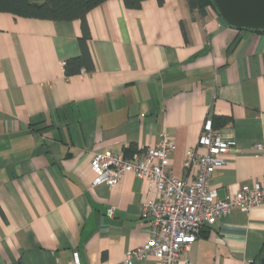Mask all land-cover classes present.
Wrapping results in <instances>:
<instances>
[{
  "label": "crops",
  "instance_id": "crops-1",
  "mask_svg": "<svg viewBox=\"0 0 264 264\" xmlns=\"http://www.w3.org/2000/svg\"><path fill=\"white\" fill-rule=\"evenodd\" d=\"M87 22L95 69L67 77L80 19L0 12V264H75V253L81 264H157L126 262L149 239L141 207L156 193L134 172L95 183V153L142 151L167 133L170 170L192 182L187 152L207 120L229 116L218 131L233 149L211 184L225 198L264 176V32L187 0H106ZM263 251L264 202L205 226L180 264H252Z\"/></svg>",
  "mask_w": 264,
  "mask_h": 264
},
{
  "label": "built area",
  "instance_id": "built-area-1",
  "mask_svg": "<svg viewBox=\"0 0 264 264\" xmlns=\"http://www.w3.org/2000/svg\"><path fill=\"white\" fill-rule=\"evenodd\" d=\"M198 146L204 147L200 152ZM197 147L189 149L184 168L194 175L188 182L177 177L169 168L176 145L163 133L155 145L131 156L126 153H95L91 165L97 173L95 183L117 185L124 174L134 172L148 181L156 197L141 207L149 224V239L142 247L128 251L126 262L153 255L157 264L188 263L187 252L207 225L235 209L248 210L264 202V176L244 185L237 193L220 198L211 184L214 174L227 164V155L233 149L207 120ZM262 148V145H259ZM113 209L109 215L113 216ZM75 264H81L75 253Z\"/></svg>",
  "mask_w": 264,
  "mask_h": 264
},
{
  "label": "trees",
  "instance_id": "trees-1",
  "mask_svg": "<svg viewBox=\"0 0 264 264\" xmlns=\"http://www.w3.org/2000/svg\"><path fill=\"white\" fill-rule=\"evenodd\" d=\"M106 0H0V12L13 14L16 17L39 18L50 20H81L82 34L79 37L80 54L65 60L63 68L67 77L80 74L82 71L92 72L95 60L90 47V29L87 22L88 12ZM126 7L137 9L145 0H123ZM162 3L164 0H158ZM190 10H198L202 15L207 13L208 7L216 11L214 0H187ZM218 13V12H217ZM231 121L229 116H215L213 126L216 130ZM134 144L125 149L127 156L135 151ZM252 264H264V251Z\"/></svg>",
  "mask_w": 264,
  "mask_h": 264
},
{
  "label": "water",
  "instance_id": "water-1",
  "mask_svg": "<svg viewBox=\"0 0 264 264\" xmlns=\"http://www.w3.org/2000/svg\"><path fill=\"white\" fill-rule=\"evenodd\" d=\"M220 17L230 26L264 32V0H214Z\"/></svg>",
  "mask_w": 264,
  "mask_h": 264
}]
</instances>
